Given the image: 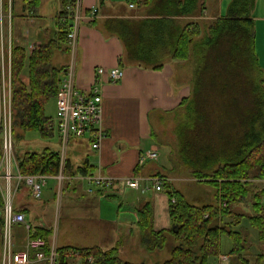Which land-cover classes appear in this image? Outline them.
Listing matches in <instances>:
<instances>
[{
	"label": "crops",
	"instance_id": "obj_1",
	"mask_svg": "<svg viewBox=\"0 0 264 264\" xmlns=\"http://www.w3.org/2000/svg\"><path fill=\"white\" fill-rule=\"evenodd\" d=\"M229 1L200 0L201 10L189 14L176 11L174 6L178 0H81L86 12L92 7L96 8V12L92 19H83L79 27L75 82L82 90L93 85L100 89L105 136L98 149L91 146L87 134L74 135L69 140L65 181L67 194L63 201L64 213L60 220V230L56 235L59 248L99 246L107 250L117 246V256L123 261L161 264L156 263L153 253L161 252L167 245L170 256V248L175 240L168 234L163 247L146 248L138 225V209L144 202L149 201L151 204L152 224L156 230H168L171 226L170 201L166 191L168 184L182 192L185 199L192 204L216 202L215 188L214 202L204 199L189 201L186 193L177 188L180 179L194 183L204 181L195 179L190 168L187 173L185 170L179 171L184 164L179 152H175L171 144L173 137L170 129H162L164 141L156 138L151 116L152 113L156 114L159 127L166 126L167 123L169 127L176 126L178 115L174 116L173 113L180 112V101L190 96L193 88L195 69L187 71L185 68L191 58L192 46L187 58L174 57L172 54L163 56L160 51L166 50L167 45L176 39L179 31L188 22L197 21L200 26L199 38L203 37L208 31L209 23L226 14ZM3 3L6 10L10 4V30L7 20L4 25L6 49L8 46L10 49L13 46H22L26 56H29L33 50L31 45L36 46L41 40L55 33L57 20L62 12L61 0H3ZM251 13L254 19L255 50L264 70V0H255ZM150 29L153 31L152 38L155 31L161 35L160 48L155 46L153 49L157 54L152 60L141 53L130 57L122 32L133 38L130 48H136L133 43L137 44L136 50H140L143 40L138 39V34L145 31V38ZM69 59L68 45L67 50L56 49L52 55V63L56 66H66ZM158 60L162 62L161 67L153 68L150 62ZM99 66L105 68L104 73L96 72ZM118 66L122 67V75L118 80L112 81L109 71ZM176 66L180 68L179 71ZM21 78L28 81L27 61ZM52 101L56 106L55 97L48 103ZM56 142L58 143V139ZM164 144L168 146L167 154L162 149ZM44 145H50L56 150L59 148V143L54 147L47 141ZM31 147H34L33 144ZM150 148L158 149V158L141 162L143 152ZM173 159L178 162L173 163ZM99 171L112 178L111 187L92 185L83 177ZM133 175L140 178L142 185L135 188L126 183V178ZM153 175L162 176L168 183L156 190L149 180ZM145 185L148 188L141 190V186ZM51 190L52 186L47 187L43 192L45 197L35 200L24 181L19 182L14 206L25 212L31 226L41 225L48 229L51 227L46 206ZM51 194L54 195L53 190ZM235 207L242 210L234 209L236 212L245 210L242 205ZM243 220L241 224L245 223ZM243 230L253 242L251 244L249 238L246 239L245 247L247 242L250 244L244 254L253 257L263 247V243L255 241V232L248 226H243ZM23 244L24 242L16 244L14 249H22ZM1 250L0 233V257ZM218 253L228 256L221 264H230L228 251L220 252L219 249ZM149 254L152 256L146 258ZM217 254L209 257L207 264L216 261Z\"/></svg>",
	"mask_w": 264,
	"mask_h": 264
},
{
	"label": "trees",
	"instance_id": "obj_2",
	"mask_svg": "<svg viewBox=\"0 0 264 264\" xmlns=\"http://www.w3.org/2000/svg\"><path fill=\"white\" fill-rule=\"evenodd\" d=\"M71 1L61 0L62 12L55 33L34 46L29 56L22 46L11 48L12 144L22 174L53 173L57 168L56 149L50 145L23 149L20 143L24 134L33 130L45 141L58 139L55 117L46 113V104L56 98L66 67L54 65L52 55L56 49L67 50L66 15ZM178 1L174 6L178 12L194 14L202 8L200 0ZM254 4L255 0H230L226 14L213 19L203 37L199 38L198 22H188L172 43L168 41L166 50L160 49L163 56L187 58L192 46V53L197 55L191 95L180 101L176 123L178 152L192 175L212 185L216 192L214 204L196 205L188 202L182 192L166 185L171 219L168 230L154 229L149 201L138 209V225L147 249L163 247L168 234L175 240L170 256L161 264H207L209 257L219 252L222 233L232 239L228 251L230 264H264V186L254 187L253 182L264 179V70L255 50L251 13ZM144 34L145 31L138 34V39L143 40L140 50L133 43L136 48H130L131 36L124 32L121 35L130 57L141 53L152 60L157 54L154 47L160 48L162 43L161 35L155 31L152 38L150 29L145 36L148 40ZM26 61L27 82L21 78ZM150 63L153 68L162 65L160 60ZM2 131L0 117V158ZM167 183L164 181L163 185ZM241 203L249 210L236 212L233 206ZM2 204L0 192V225ZM243 218L247 224H241ZM243 226L255 232L257 243H263L253 257L244 254L247 233ZM29 232L47 239L50 230L34 225ZM59 249L62 253L79 249L92 257L91 262L73 264H138L121 260L117 246L107 250L99 246ZM63 260L67 258L63 256Z\"/></svg>",
	"mask_w": 264,
	"mask_h": 264
},
{
	"label": "built area",
	"instance_id": "obj_3",
	"mask_svg": "<svg viewBox=\"0 0 264 264\" xmlns=\"http://www.w3.org/2000/svg\"><path fill=\"white\" fill-rule=\"evenodd\" d=\"M10 1V0H9ZM10 4L8 9L4 7L3 0H0V117L3 126L2 131V154L0 158V192L3 199L0 225L2 250L0 264H73L85 261H92L90 255L85 256L79 249H72L62 253L56 243L55 222L54 227H50L47 239L41 236H32L29 232L30 223L25 212L16 209L14 197L20 181L29 187L30 195L35 199H40L42 187L45 186L47 179L55 180L54 197L59 203L64 183L67 179L66 163L69 140L74 135L87 134L91 140V146L98 149L101 140L105 136L102 121V105L100 89L93 85L87 90L78 88L75 82V55L78 45L79 27L83 19L93 18L96 8L92 7L86 12L81 0H72L68 6L69 25L66 34L67 45L69 47L70 59L63 72L60 87L56 95L55 121L58 130V164L53 173H27L19 171L16 156L12 144V115H11V49L4 46V25L7 20L10 30ZM8 30V31H9ZM33 49L34 46L31 45ZM96 72L102 74L105 68L99 66ZM122 75V68L113 67L109 71L112 81L118 80ZM159 151L157 148H150L143 152L140 161L157 159ZM90 184L105 188L111 187L113 180L110 176L101 171L95 174L83 176ZM2 180V181H1ZM154 188L159 190L164 184V178L160 175L149 177ZM126 183L131 187L142 185L140 178L130 176L126 178ZM148 186H141V190ZM222 206L225 202L221 203ZM207 215V214H206ZM13 224H22L26 236L24 247L14 249L11 240V230ZM63 256L67 261L63 260ZM227 254L218 253L216 261L209 264H221L227 260Z\"/></svg>",
	"mask_w": 264,
	"mask_h": 264
},
{
	"label": "rangeland",
	"instance_id": "obj_4",
	"mask_svg": "<svg viewBox=\"0 0 264 264\" xmlns=\"http://www.w3.org/2000/svg\"><path fill=\"white\" fill-rule=\"evenodd\" d=\"M197 60L198 59H197L196 53L195 52L192 53L191 54V58L185 64L186 70L187 71L194 70L195 67L197 66ZM177 67L178 66H176V68ZM179 69L180 68L178 67L177 71H179ZM55 108H56V106H54V101L47 103V105H46V113L48 115L55 116V110H56ZM173 114H174V116H175V114L177 116L179 113H178V111H176ZM151 120H152V123L154 125V132H155L156 138L161 139L162 141H164V139H163V130H169L170 129L171 137H173L172 140H171V144H172L175 152L179 151L178 140H177V135H176V126L169 127V125L167 123L166 126L161 125L162 127L161 126L159 127V122L157 120V116H156L155 113H152ZM46 142L47 141H45L40 136L39 132L33 130V131H27L24 134L20 145L22 146V148L24 147L26 149H31V148H34V147L40 149V148L43 147L44 144H46ZM31 144H33L34 147H31ZM51 145L55 147V146H58V143L56 141H54V142L52 141ZM162 149H163L164 153L166 152V154H167L168 146L166 144H164V148H162ZM166 161H167V159H166ZM172 162L176 164L178 161L173 159ZM187 168L188 167L184 165L183 167L180 168L179 171L184 172L183 170H185V173H187L189 171V168L188 169ZM181 177H185V176H181ZM253 182H254V187L264 186V180L256 179ZM150 183L147 182V184H150ZM177 183H178L176 185L177 188H179L181 191L186 193L187 198H188L189 201H202L204 199L205 201L214 202V196H213L214 187L212 185H210V184H208L206 182H203V183H194V182H190V181L185 182V180H181V179ZM49 186H52V190H53V193H54L55 180H53L51 178L47 179V182H46L45 186L42 187V194H41L40 200L45 197L43 192ZM65 186H66V184L64 183L59 203L56 202V198L54 197L53 194H51L52 190H51V193L49 195L50 198L47 199V205H46L47 206V210H48L47 214H48L49 219L51 221V223H50L51 227H54V222H55V225H56V227H55V235H57L58 231L60 230V226H61L60 225V220H62L63 213H64L63 201H64L65 195L67 194L66 191H65ZM35 200H38V199H35ZM242 204L243 203L238 204V206H240ZM233 208L235 210H239V211L241 210L240 207L233 206ZM246 210H249V209L245 208L244 211H246ZM244 224H247V223L245 222ZM11 233H12L11 240H12V243H13V248H14V246H16V244H19V243L25 241L26 232H25L23 226H19V225L13 224ZM247 238H249V236ZM250 238H249V240H250ZM56 243H57V241H56ZM250 243L252 244L253 242L251 241ZM250 243L247 242L246 243V247ZM231 246H232L231 236L228 235L227 233H222V235L220 237V252L229 251ZM167 248H168V246L166 245L163 248V250H161V252L159 251L157 253H153V256L155 257L154 259H155V261H157L156 263H163L162 261L169 256V252H168ZM149 256H152V255L149 254L148 256H146V258H148ZM123 258H125V257H123Z\"/></svg>",
	"mask_w": 264,
	"mask_h": 264
}]
</instances>
